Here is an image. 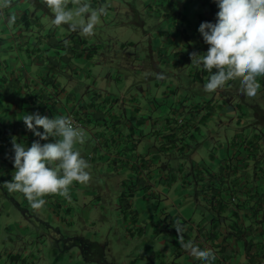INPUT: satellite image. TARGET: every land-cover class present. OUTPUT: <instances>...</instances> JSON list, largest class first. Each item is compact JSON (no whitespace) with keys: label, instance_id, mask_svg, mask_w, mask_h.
<instances>
[{"label":"crops","instance_id":"obj_1","mask_svg":"<svg viewBox=\"0 0 264 264\" xmlns=\"http://www.w3.org/2000/svg\"><path fill=\"white\" fill-rule=\"evenodd\" d=\"M90 3L94 8H106L102 19L105 23L109 21L110 27H117L115 31L132 27L142 30L144 35L137 44L128 43L134 46L137 64L133 65L130 78L145 81V85L131 87L127 96L114 100L101 102L94 98L88 104L78 101L76 94L67 90L74 78L68 73L69 69L74 70L69 63L71 59L66 58V63L58 60L65 59L60 50L75 57L70 50L78 30L46 20L52 28L45 31L46 21L40 18L52 20L54 15L46 0H11L8 7L0 9V182L11 180L15 171L12 137L28 145L38 139L25 127L22 117L26 112L81 118L86 139L77 148L89 161L88 171H102L100 189L94 193L112 194L115 190L119 209L122 200L130 204L127 211L120 210L124 217H131L134 225L143 214H138L139 207L173 206L175 211H163L162 217L171 253L178 264H205V261L181 243L172 242L167 226L173 221L192 228L186 239L213 251L212 264H264V260L250 263L245 241L226 236L232 220L242 215V211H237L232 220L229 218L236 212L232 203L244 200L246 191L264 192V178L252 166L255 160L262 159L255 148L261 149L260 145L264 148V134L256 131L257 125L264 124V77L257 78L261 88L254 96L243 91L237 76L210 92L213 96L209 101L202 96L208 93L204 84L210 73L191 63V53L207 51L208 45L198 27L203 21L215 22L216 3L214 0H90ZM122 3L127 4L129 12H121L118 6ZM67 5L75 7L76 0H67ZM10 14L16 16L13 24L6 19ZM153 27L156 31L149 34ZM68 32H72L71 37ZM59 40H65L61 44L63 49L57 47ZM91 55L92 52L83 56ZM64 74L66 78L61 77ZM249 112L252 117L247 115ZM218 128L230 130L222 137V131L216 132ZM221 166H226L227 184L232 191L221 196L223 201L230 202L225 207L232 210L225 214L227 219L219 236H205L211 227L212 212L207 201L195 202L193 177L215 173ZM55 196L46 194L45 205L34 208L25 194L0 185L1 240L28 236L37 227L34 223H44L42 219L67 228L66 215L70 209L59 205ZM189 201L194 203L193 216L185 215L184 204ZM80 257L81 252L77 255ZM42 260L43 257L26 251L0 255V264H40Z\"/></svg>","mask_w":264,"mask_h":264},{"label":"rangeland","instance_id":"obj_2","mask_svg":"<svg viewBox=\"0 0 264 264\" xmlns=\"http://www.w3.org/2000/svg\"><path fill=\"white\" fill-rule=\"evenodd\" d=\"M118 8L121 12H129V7L125 3L120 4ZM40 19L52 22L49 17ZM157 24L158 22L153 25ZM44 27L46 31L52 28V24L46 21ZM114 29L117 27H110L109 21L105 23L101 18L93 34L85 35L80 31L75 32L73 36L76 51L85 53L91 51L90 58L73 57L65 50H60L65 59L58 60L66 63L71 59L69 63L74 67V70L69 69L68 71L74 78L73 82L67 85V90L75 93L78 101L83 100L88 104L95 98L103 102L106 99L127 96L131 87L136 89L135 86L138 84L145 85V81L130 78L134 70L133 65L136 64L134 59L136 53L134 46L129 43L137 44L138 38L144 35L142 30L132 27L120 32ZM152 31H156V27L148 33L152 34ZM68 33L72 34V32ZM144 47H147V42L144 43ZM146 64L151 66L149 62ZM121 74L124 75L123 78L120 77ZM65 76L64 74L61 77L66 78ZM87 93L88 96H86ZM212 93L208 92L202 98L211 101ZM188 96L194 99L193 96ZM195 96L200 101L198 94ZM108 101L111 102V100ZM252 114L249 112L247 115L252 117ZM78 119L82 121L81 118ZM234 126L237 127L236 124ZM256 127L257 134H264V124ZM229 130L230 128L224 131L218 128L216 132L222 131L220 134L223 137L224 133ZM80 145L77 144L76 147ZM260 148L263 147L260 145ZM89 172L91 176L87 182L74 181L70 186L71 199L59 194L55 196L59 198V205L64 209H70V214L66 215V220L69 222L67 228L42 219L44 223H34L37 227L34 232L28 233V236H10L7 240H1V236L0 255L7 256L14 250L16 254L26 251L31 255L43 257L40 264H79V262L81 264H178L176 257L171 253L170 237L164 230L162 217L163 211L171 213L175 211V208L168 206L162 209L151 205L146 209L139 207L138 214H143L134 225L131 217H124L119 209L118 198H116L118 194L115 190L112 194L106 191L94 193L100 189L99 175L102 171L93 169ZM154 201L157 203L156 200ZM192 202L184 204L186 216L194 215V203ZM92 206L95 209H92ZM40 216L43 218L42 215ZM131 223L134 226L129 228ZM81 240L88 242L90 247L94 245V251L89 254L92 253L93 256L90 261L86 262L82 257L77 258L82 249ZM153 254L155 257L152 256Z\"/></svg>","mask_w":264,"mask_h":264},{"label":"clouds","instance_id":"obj_3","mask_svg":"<svg viewBox=\"0 0 264 264\" xmlns=\"http://www.w3.org/2000/svg\"><path fill=\"white\" fill-rule=\"evenodd\" d=\"M214 2L218 8L215 22L203 21L198 27L208 45L207 51L191 53V63L210 73L204 84L206 91L213 92L226 80L238 76L243 91L254 96L261 88L257 78L264 77V0ZM46 3L54 14V25H67L85 35L93 34L106 14L105 7L94 8L90 0H76L73 8L68 7L67 0H46ZM10 4L11 0H0V9ZM6 19L13 24L16 16L10 14ZM22 120L38 139L28 145L12 137L15 171L11 180L0 182V185L6 186L8 191L25 194L34 208L45 205L46 194L71 199L69 192L73 182L84 183L91 176L89 161L76 147L85 142V130L67 115L48 116L32 111L26 112ZM175 229L182 247L204 260L205 264H212L214 253L210 248L201 247L191 238L184 239L179 222Z\"/></svg>","mask_w":264,"mask_h":264},{"label":"trees","instance_id":"obj_4","mask_svg":"<svg viewBox=\"0 0 264 264\" xmlns=\"http://www.w3.org/2000/svg\"><path fill=\"white\" fill-rule=\"evenodd\" d=\"M69 35L68 37H71ZM68 37L66 39H68ZM74 37V36H73ZM65 40H60L58 42L57 47L59 49H63L61 44ZM73 52L74 56H83L87 55L83 51H76L75 45L73 49L70 50ZM69 53V52H68ZM255 153L258 150L261 153L262 159L255 160L253 162L254 172L260 173L261 177L264 178V174L262 175V171L264 172V148L259 149L255 148ZM263 151V153H262ZM257 170V171H256ZM228 171L226 170V166L219 167V170L215 173L207 174L206 176L196 175L193 177L194 181V190L193 196L195 202L207 201V206L212 212V217L210 220L211 227L208 233L205 236H219V233L222 232L223 224L227 219L226 213L230 212V210L235 209L236 212L232 213V217L230 215V219L232 220L235 215L238 214L237 211H242L241 218L238 220H232L231 228H228L226 232V236H237V239L245 241V251L246 258L250 263H259V261L264 260V192L259 193L258 191H246L244 200H237L232 203V208L230 209L225 207L229 206L230 202H225L222 199V194H229L231 191L230 186L227 184ZM221 196V200H220ZM130 207L128 202L121 201L120 209L122 211H127ZM241 209V210H240ZM179 221L168 222V226L170 229V233L172 236L173 243H181L180 236L176 231V225ZM247 222L246 225H244ZM180 226L183 228L182 236L186 239V236H190L191 227L185 226L184 222H179ZM225 236V235H224ZM249 238V239H247ZM248 240V241H247ZM82 249L81 254L84 261L92 260L90 252L94 251V245H88V242L81 240Z\"/></svg>","mask_w":264,"mask_h":264},{"label":"built area","instance_id":"obj_5","mask_svg":"<svg viewBox=\"0 0 264 264\" xmlns=\"http://www.w3.org/2000/svg\"><path fill=\"white\" fill-rule=\"evenodd\" d=\"M71 117V116H70ZM72 120L74 121V123L79 126V127H82L83 128V125H82V122L78 119V118H74V117H71ZM232 201H234V199H232Z\"/></svg>","mask_w":264,"mask_h":264}]
</instances>
